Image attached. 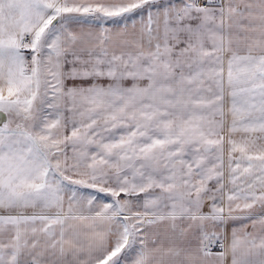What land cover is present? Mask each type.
<instances>
[{"label":"snow or ice","instance_id":"1","mask_svg":"<svg viewBox=\"0 0 264 264\" xmlns=\"http://www.w3.org/2000/svg\"><path fill=\"white\" fill-rule=\"evenodd\" d=\"M0 264H264V0H0Z\"/></svg>","mask_w":264,"mask_h":264}]
</instances>
